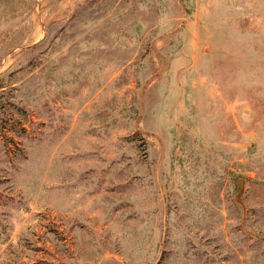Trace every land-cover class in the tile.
I'll return each mask as SVG.
<instances>
[{"label": "rangeland", "instance_id": "rangeland-1", "mask_svg": "<svg viewBox=\"0 0 264 264\" xmlns=\"http://www.w3.org/2000/svg\"><path fill=\"white\" fill-rule=\"evenodd\" d=\"M0 264H264V0H0Z\"/></svg>", "mask_w": 264, "mask_h": 264}, {"label": "water", "instance_id": "water-1", "mask_svg": "<svg viewBox=\"0 0 264 264\" xmlns=\"http://www.w3.org/2000/svg\"><path fill=\"white\" fill-rule=\"evenodd\" d=\"M236 185L239 188V192H238V195H237V200L239 201L240 197L243 194V190H244V188H243V180L240 179V180L236 181Z\"/></svg>", "mask_w": 264, "mask_h": 264}]
</instances>
